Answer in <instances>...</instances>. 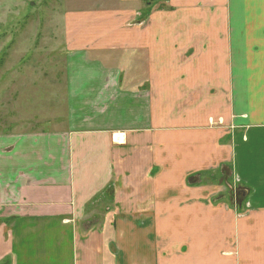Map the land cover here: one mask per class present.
<instances>
[{
	"label": "crops",
	"instance_id": "1",
	"mask_svg": "<svg viewBox=\"0 0 264 264\" xmlns=\"http://www.w3.org/2000/svg\"><path fill=\"white\" fill-rule=\"evenodd\" d=\"M132 1L89 50L133 83L87 50L65 130L0 133V264H264V0Z\"/></svg>",
	"mask_w": 264,
	"mask_h": 264
},
{
	"label": "rangeland",
	"instance_id": "2",
	"mask_svg": "<svg viewBox=\"0 0 264 264\" xmlns=\"http://www.w3.org/2000/svg\"><path fill=\"white\" fill-rule=\"evenodd\" d=\"M128 1L131 2L0 0V133L22 135L65 130L67 119L73 113L69 110L70 100L76 97L74 81H79V85L86 81L77 67L69 72L67 59H76V55L86 53L102 41L103 34L118 36L113 26L103 29L99 21L129 23L141 20L143 13H147L143 8L137 17H126L131 9H124V6L137 3ZM123 11L126 14H122ZM100 13L109 16L105 18ZM91 16L94 25L91 22L83 26L79 22ZM89 53L90 59L96 55L105 63L112 61L111 64L124 68L122 71L126 75L122 85L133 83L135 63L127 52L121 55V52L105 53L94 48ZM125 58H128L126 63ZM82 90L84 87L77 91L78 96H86ZM78 113L84 116L85 111ZM234 199L240 204L246 198L237 196Z\"/></svg>",
	"mask_w": 264,
	"mask_h": 264
},
{
	"label": "flooded vegetation",
	"instance_id": "3",
	"mask_svg": "<svg viewBox=\"0 0 264 264\" xmlns=\"http://www.w3.org/2000/svg\"><path fill=\"white\" fill-rule=\"evenodd\" d=\"M247 195H248V193L246 192V195L244 197V193L240 189H237V190L233 189V190H231V197H232V200H234V201H235L234 198H236L237 196H240L241 199H245L247 197Z\"/></svg>",
	"mask_w": 264,
	"mask_h": 264
},
{
	"label": "water",
	"instance_id": "4",
	"mask_svg": "<svg viewBox=\"0 0 264 264\" xmlns=\"http://www.w3.org/2000/svg\"><path fill=\"white\" fill-rule=\"evenodd\" d=\"M243 193H244V197H245V195H246V191H243Z\"/></svg>",
	"mask_w": 264,
	"mask_h": 264
}]
</instances>
